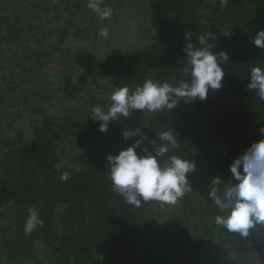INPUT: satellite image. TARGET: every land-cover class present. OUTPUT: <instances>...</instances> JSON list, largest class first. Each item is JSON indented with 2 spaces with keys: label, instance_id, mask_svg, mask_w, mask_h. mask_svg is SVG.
I'll list each match as a JSON object with an SVG mask.
<instances>
[{
  "label": "trees",
  "instance_id": "obj_1",
  "mask_svg": "<svg viewBox=\"0 0 264 264\" xmlns=\"http://www.w3.org/2000/svg\"><path fill=\"white\" fill-rule=\"evenodd\" d=\"M148 1L153 26L158 32L157 43L145 50L112 56L107 63L100 64L103 74L112 76L116 87L134 88L144 79L179 84L186 66L185 54L181 52L185 33H190L193 43L199 47L198 36L210 31L215 36L211 41L216 44L213 51H225L229 56L224 66L223 88L210 91L203 102L181 101L171 112L154 114L148 119L134 114L129 119L112 122V126L120 128V133L90 145L64 169L57 166V142L62 135L54 120L45 117L33 139L22 144L17 167L9 170L14 183L0 182V198L12 202V208L37 209L43 226L26 236V214L15 215L8 228L9 239L2 257L27 258L32 243L41 240L45 245L60 244L61 253L55 264H132L135 261L155 204L133 208L111 189L106 156L118 154L138 139L126 140L122 131L133 134L144 131L149 138H155V133L173 127L181 143L170 155L185 158L187 151L201 148L192 130V113L223 129L224 143L236 154L261 138L258 128L264 126V102L255 99L254 93L247 89L250 82L247 75L254 66L252 63L264 66V50L251 43L256 32L264 29V0H229L228 7L222 10L217 2L204 17L199 9L205 0ZM227 32L229 36H225ZM235 124L250 128L253 135L234 136L231 128ZM65 171L71 172V177L62 182L60 175ZM183 201L184 204L191 201L189 193ZM58 204L65 205L61 236L55 229ZM10 208L0 216H7ZM223 235L239 264H264V241L250 238L249 245L237 237ZM98 247L104 249V259L96 257Z\"/></svg>",
  "mask_w": 264,
  "mask_h": 264
},
{
  "label": "rangeland",
  "instance_id": "obj_2",
  "mask_svg": "<svg viewBox=\"0 0 264 264\" xmlns=\"http://www.w3.org/2000/svg\"><path fill=\"white\" fill-rule=\"evenodd\" d=\"M89 0H48L45 37L47 56L41 86H32L25 93L0 90V182L14 183L9 170L17 167L23 143H29L45 117L54 120L62 138L57 142L58 168L68 167L74 159L94 143L120 133L117 126H109L106 133L99 132V124L90 120L91 106H105L108 96L116 87L113 77L105 75L100 64L114 55L145 50L158 41L153 26L148 0H102V5L114 11L112 19L101 21L87 8ZM218 0H205L199 14L208 16ZM109 28V38L99 36V30ZM55 32V34H54ZM37 63V61H36ZM39 89V90H38ZM17 101L16 106H12ZM106 110V109H105ZM193 133L201 148L187 151L186 158L196 162L197 170L189 176L193 192L191 201L161 209L153 206L148 231L138 245V256L133 264H239L229 249L222 232L213 224L215 209L207 200V186L219 177L230 179L228 167L239 155L224 143L223 129L192 113ZM234 136L253 135L250 128L233 125ZM248 147V146H247ZM246 147V148H247ZM13 203L0 198V263L2 264H55L61 246L55 242L45 245L41 240L32 243L27 258L1 256L9 235L8 228L17 214L28 215L29 208H12ZM65 205L58 204L55 229L63 233L62 221ZM95 255L104 259V249L98 247Z\"/></svg>",
  "mask_w": 264,
  "mask_h": 264
},
{
  "label": "clouds",
  "instance_id": "obj_3",
  "mask_svg": "<svg viewBox=\"0 0 264 264\" xmlns=\"http://www.w3.org/2000/svg\"><path fill=\"white\" fill-rule=\"evenodd\" d=\"M218 3L222 10L228 7L229 0H218ZM101 5L102 0H89L87 8L95 12L99 20L110 21L113 9ZM98 34L108 39L109 28H101ZM229 35L230 32L225 34ZM197 39L199 47L193 43L191 34L185 33L186 42L181 52L185 54L186 66L179 84L144 79L134 88L114 87L105 106L93 104L90 120L99 124V132L106 133L112 122L129 119L134 114L148 119L154 114L171 112L181 101L186 104L203 102L210 91L222 89L224 66L229 56L225 51H213L216 44L211 41L215 36L210 31ZM251 43L264 50V29L256 32ZM252 64L247 75L250 80L247 89L254 93L255 99L264 102V66ZM258 134L261 138L230 163V179L224 182L219 177L213 178L206 194L215 209V228L249 245L251 239L264 241V126L258 128ZM122 137L138 139L118 154H108L106 170L112 191L125 204L139 209L153 203L163 209L176 206L194 191L189 176L196 172V162L181 155H170L181 143L173 127L155 133V138H149L144 131L135 134L122 131ZM70 177L71 172L65 171L60 180L67 182ZM38 226H43V220L37 209L29 208L24 234L30 235Z\"/></svg>",
  "mask_w": 264,
  "mask_h": 264
},
{
  "label": "crops",
  "instance_id": "obj_4",
  "mask_svg": "<svg viewBox=\"0 0 264 264\" xmlns=\"http://www.w3.org/2000/svg\"><path fill=\"white\" fill-rule=\"evenodd\" d=\"M47 2L0 0V90L22 93V102L25 93L41 86L47 75L41 63L47 56ZM10 102L17 104L14 99Z\"/></svg>",
  "mask_w": 264,
  "mask_h": 264
}]
</instances>
